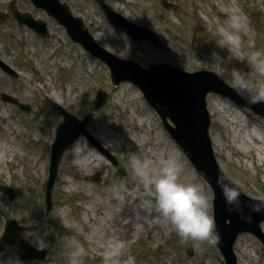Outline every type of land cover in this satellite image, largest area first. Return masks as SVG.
<instances>
[{"label":"rangeland","instance_id":"obj_1","mask_svg":"<svg viewBox=\"0 0 264 264\" xmlns=\"http://www.w3.org/2000/svg\"><path fill=\"white\" fill-rule=\"evenodd\" d=\"M67 1L73 14L84 20L101 47L122 59L135 61L145 69L152 64L167 63L190 73L211 71L233 87L230 70L233 66L246 67L243 62L246 51L233 50L223 60L210 47V42L218 39L217 26L224 23L231 7H239L247 15L243 29L245 38L255 39L256 46L264 49V0H168L178 6L177 11H166L161 0H107L130 23L156 34L160 44L164 45L163 51L150 42L136 43L122 33L117 34L94 0ZM19 4L21 8L29 9L24 0L22 3L19 0ZM44 20L49 23L51 34L45 41L27 28L19 32L15 24L6 23L0 27V60L19 74L14 79L0 69V95L12 96L32 108L27 114L0 98V109L4 111V118L0 119V145L11 143L18 152V156L0 170V186L10 187L16 195L11 200L0 192V237L7 219L16 220L25 227L24 239L35 248L48 251L46 262L31 264H68L66 248L71 241L84 244L88 250L83 264H101L103 244L109 236L127 241L125 255H135L137 264H225L217 247L207 242L184 240L153 208H146L149 221L143 220L133 227L123 226L124 220L115 214H107L109 219H100L99 223L89 220L95 202L104 208H131L129 204L133 205V201L118 202L111 186L129 178H141L133 160L134 153L140 154L141 160L150 159L151 168L147 175L151 176L155 175L159 160L174 156L181 165V181L200 186L208 197L209 213L213 218L214 195L165 130L140 89L128 82L113 85L109 69L102 61L74 44L65 28L55 20ZM10 34L15 35L13 40L9 38ZM52 52H55L54 64L47 58ZM48 77L51 78L49 84L46 83ZM52 90L59 92L61 98H50ZM98 90L108 93L109 102L94 113ZM122 90L124 93L119 99ZM131 97L134 99L127 105L125 101ZM215 99L235 114L229 117L226 110H212L209 103ZM138 103L147 109L148 115L130 117V113L137 110ZM56 104L81 120L94 113L88 132L103 150L124 165L127 176L119 175L105 154L81 137L61 161L52 192L53 208L47 212L44 191L49 176L51 146L56 128L62 121L54 109ZM124 105L128 113L123 111ZM208 109L212 118V147L222 171L245 195L264 201V140L253 145L244 142L249 138L248 129L263 139L264 117L216 94L209 95ZM236 122L240 125L235 126ZM72 150L91 153L99 164L79 167ZM31 156L36 158L37 178L27 166ZM70 170H75L83 179V187L64 183L67 179L75 180L69 175ZM96 174L101 175L99 184L91 178ZM226 224L230 222L226 221ZM92 231L96 236H91ZM261 231L264 234V221ZM190 249L194 251L192 258L187 255ZM234 254L237 264H264V245L251 233H242L237 238Z\"/></svg>","mask_w":264,"mask_h":264},{"label":"water","instance_id":"obj_2","mask_svg":"<svg viewBox=\"0 0 264 264\" xmlns=\"http://www.w3.org/2000/svg\"><path fill=\"white\" fill-rule=\"evenodd\" d=\"M103 13L114 27L117 33L123 32L135 40L137 43L148 41L153 43L158 49L164 50L157 37L139 26L129 23L121 15L115 13L109 7L106 0H96ZM162 6L168 11L177 10V6L167 0L161 2ZM55 19L65 26L68 34L75 43H80L92 55L102 60L110 69L113 85L122 82H131L141 89L150 106L159 115L165 129L177 142L185 155L192 162L198 175L203 178L214 191V217L216 229L220 234V240L216 246L225 258L226 264H237L234 254V245L237 238L242 233H251L264 244V234L261 231V223L264 221V211H252L251 205L263 201L253 200L243 194L240 197L239 205L229 206L225 203L216 185V177L221 170L212 147L210 137L211 117L207 109V97L213 93L227 98L243 109L251 110L255 115L264 117V103L246 105L237 96L233 87L221 80L215 73L201 71L196 73L183 72L169 64L150 65L145 69L131 60H123L106 49L97 46L93 38L89 35L80 19H73L68 11L62 6L54 5V11L50 12ZM21 24L36 25L27 18L17 16ZM39 33L46 38L44 30L37 24ZM211 48L222 59H226L230 52L226 48H220L216 44V39L210 43ZM0 65L9 74L17 77V74L0 62ZM5 102L18 105L26 112L31 108L19 104L18 101L10 96L2 94ZM108 103V94L100 90L97 93L95 111L101 110ZM56 111L63 117L56 132V141L52 149L50 175L46 188L47 211L53 208L52 192L57 179L60 163L66 153L81 136L88 139L93 145L99 148L105 156L117 168L122 176H127L123 164L106 150H103L95 138L88 132V126L93 122V114H88L83 120H79L66 112L60 105L55 106ZM171 122V124L169 123ZM227 181H231L224 173ZM96 183H101V175L96 174L92 177ZM232 182V181H231ZM1 192L5 193L11 200L15 199V193L9 187H0ZM251 217L248 221L246 218ZM226 221L230 224L227 225ZM26 228L21 227L15 220H7L5 231L1 239L6 244H16L18 246L20 259L32 263L34 261L45 262L48 257L46 250H38L31 246L29 242L22 238V233ZM190 257L194 256L192 249L188 250ZM11 264V260L9 261Z\"/></svg>","mask_w":264,"mask_h":264},{"label":"clouds","instance_id":"obj_3","mask_svg":"<svg viewBox=\"0 0 264 264\" xmlns=\"http://www.w3.org/2000/svg\"><path fill=\"white\" fill-rule=\"evenodd\" d=\"M247 19L239 7L229 8L224 23L217 26L216 44L230 52L241 49L246 51L243 61L246 67L233 66L230 71L237 96L246 105H254L264 103V49L256 46L255 39L245 38L243 29ZM133 160L138 165L141 178H129L111 186L118 202L133 201L141 211L153 208L184 240L207 242L213 246L218 244L220 234L209 213L208 197L199 185L181 181V165L174 156L159 160L154 176L147 175L151 168L150 159L141 160L140 154L134 153ZM216 185L227 205H239L242 193L235 183L227 181L223 173H220L216 177ZM251 208L255 212L264 211V203L256 202ZM246 219L250 221L251 217ZM127 245V241L109 236L103 244L101 264H137L135 255H125ZM66 255L68 264H83L88 250L84 244L71 241L67 245ZM19 257L16 244H6L0 239V264H9L10 260L11 264H26Z\"/></svg>","mask_w":264,"mask_h":264},{"label":"bare ground","instance_id":"obj_4","mask_svg":"<svg viewBox=\"0 0 264 264\" xmlns=\"http://www.w3.org/2000/svg\"><path fill=\"white\" fill-rule=\"evenodd\" d=\"M47 58L50 59L51 64H54L55 62V52H52V54L48 55ZM67 65L64 64V67H66ZM51 81V78L48 77V79L46 80V83L49 84V82ZM2 82V79L0 77V84ZM120 89V88H119ZM123 90L120 93V95H118L119 99L122 98V94H123ZM50 98L51 97H55V98H61V94L59 92H57L56 90H52L51 94L49 95ZM134 99V97H131V99H128L125 101V103L128 105V102H132V100ZM138 108L136 111H133L132 113H130V117L131 116H147L148 112L147 109L141 105V104H137ZM120 106V101L118 100V107ZM209 107L212 110H216V109H220L222 110H226L228 113V116L230 117L232 114H235L233 110L228 109L226 107H223V105L217 101L216 99L211 101L209 103ZM124 112L128 113V109L126 107V105H124ZM4 118V111L3 109H0V119L1 121ZM234 123V122H233ZM240 123L236 122L235 126H239ZM247 134L249 136L248 140L244 141V139L242 141L244 142H249L251 143V145L253 144H258L259 142H261L262 140H264L262 138H259L257 134L252 133V131H250L248 129ZM6 141V140H5ZM146 146L148 145V141L146 142ZM158 145H156L157 147ZM147 149V148H146ZM75 155V163L79 166V167H90L94 164H99V161L95 159L94 155H92L91 153H82V150H76L73 151ZM18 152L15 148V146L13 144H8L5 143V145H0V170H2L3 168H5L9 163H11L12 159H14L15 157H17ZM23 155V154H22ZM36 158L34 157H29L28 158V162H27V166L29 168H31L34 172V176L37 178L38 177V172H36L35 170V166H34V162ZM35 160V161H34ZM72 177L75 178V180L73 179H67L64 183H66L67 185H76L78 187H83V179L76 174L75 170H70L69 172ZM125 204V203H124ZM131 205V208L129 210L126 209H119L118 207H111V208H104L102 207L99 203H93V205L91 206L90 211H92V214L89 216V220H91L94 223H99L100 219H105L108 220L109 217L107 216V214H115L118 218H121L122 220H124V223H122L123 226L125 227H133L134 224H140L143 220H150V215L148 214V212L146 211V209H144L143 211L139 210L136 208L135 202L129 204ZM91 236L94 237L96 236V233L94 235V231H92ZM246 252L249 251L248 247H246L244 249Z\"/></svg>","mask_w":264,"mask_h":264},{"label":"flooded vegetation","instance_id":"obj_5","mask_svg":"<svg viewBox=\"0 0 264 264\" xmlns=\"http://www.w3.org/2000/svg\"><path fill=\"white\" fill-rule=\"evenodd\" d=\"M20 1L22 3V0ZM24 1L28 3L29 9L21 8V5L19 4V0H0V16L6 18L7 20L6 23L15 24L19 32H21L22 28H27V27L20 26L19 24H17L14 18L15 17L14 13L25 14L27 16H31L34 20H39V21H45L44 18L51 20L52 18L49 16V13L54 11V4L58 1L61 2L63 6H66L71 14L73 13L72 7L67 0H24ZM36 15H40L41 17H37ZM47 25L49 26V23H47ZM1 26L2 25H0V27ZM8 36L11 40L15 38L14 37L15 35L13 34H10ZM24 54L25 52L24 53L22 52V55Z\"/></svg>","mask_w":264,"mask_h":264}]
</instances>
